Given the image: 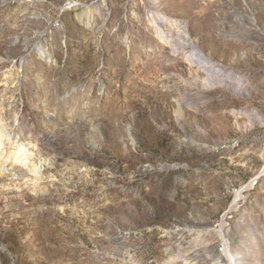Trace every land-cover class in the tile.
<instances>
[{
    "label": "rangeland",
    "instance_id": "374dc122",
    "mask_svg": "<svg viewBox=\"0 0 264 264\" xmlns=\"http://www.w3.org/2000/svg\"><path fill=\"white\" fill-rule=\"evenodd\" d=\"M0 264H264V0H0Z\"/></svg>",
    "mask_w": 264,
    "mask_h": 264
},
{
    "label": "bare ground",
    "instance_id": "6f19581e",
    "mask_svg": "<svg viewBox=\"0 0 264 264\" xmlns=\"http://www.w3.org/2000/svg\"><path fill=\"white\" fill-rule=\"evenodd\" d=\"M240 19L242 22H243V20H246L243 17H241ZM248 23H251V22H248ZM187 42L188 41L181 40V43H183V44H187ZM188 44H189V42H188ZM177 49H180V48H177ZM193 55H194L193 59L198 60L200 62V64L205 63V65H206V63H208L207 59L200 52L196 51L193 53ZM197 57H201V58L196 59ZM210 67L212 68V73L216 74L214 76L216 77V80L219 81V83H222L227 88L236 92L240 96H247L249 94V92H250L249 86L247 84H245L244 80L239 75L237 76L235 72H233L231 70L221 69V68L217 69L215 66H212V65ZM250 118L253 120H257L256 113L255 112L250 113Z\"/></svg>",
    "mask_w": 264,
    "mask_h": 264
}]
</instances>
